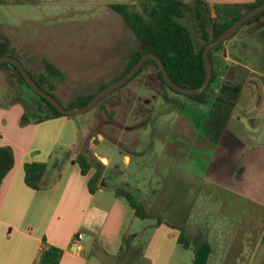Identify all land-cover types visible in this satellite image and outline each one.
<instances>
[{"label":"crops","instance_id":"obj_1","mask_svg":"<svg viewBox=\"0 0 264 264\" xmlns=\"http://www.w3.org/2000/svg\"><path fill=\"white\" fill-rule=\"evenodd\" d=\"M134 1L52 0L51 3L67 9L79 8L81 3L84 12ZM200 1L212 15L213 5L253 0ZM254 21L247 27L250 36L247 63L240 61L241 57H247L244 56L247 50L237 39L225 40L221 50L213 54L218 79L222 81L232 73L237 82L231 85H240L228 117L237 107L236 96L244 93L252 102L256 119L251 130L244 135L230 129L227 117L219 133L212 136L206 124L199 133L187 116H179V137L173 144L164 143L167 153L173 155L175 181L181 182L182 191L217 193L218 234H210V230L190 234L189 246L184 247L177 241L179 228L185 226L183 218L179 221L181 226H164L163 220L154 221L150 234H141L143 229L134 224L138 217L133 208L114 194V189L121 186L103 184L108 171L115 174V170L107 169L109 158L100 154L106 160L102 162L93 152L97 161L94 162L80 152L83 133L80 134L75 118L58 116L19 125L21 102L4 101L0 94V100L8 103L5 107L0 105V146L9 147L12 154V165L0 180V264H36L40 252L49 246L61 251L56 264H191L192 248L199 242L209 246L205 264H264V12ZM253 79L259 80L258 88ZM175 99L200 109L188 97L183 101ZM204 107L202 110L208 111V105ZM127 126L123 124L122 128ZM141 128L142 122L138 134L130 141L111 136L109 142L118 148L124 162L130 160L129 149L137 153L136 148L142 143ZM183 143L199 150V171L176 165L182 160L193 162V154ZM78 153L91 162L84 175L72 162ZM32 162L44 164L43 172L32 180L34 187L25 183L23 170L24 163ZM138 193L137 201L145 210L159 216L158 200L154 196L148 198L140 190ZM183 203L187 215L193 202L186 198ZM173 228L177 234H173ZM77 232L82 236L75 242ZM178 247L191 248L187 262L178 254Z\"/></svg>","mask_w":264,"mask_h":264},{"label":"rangeland","instance_id":"obj_2","mask_svg":"<svg viewBox=\"0 0 264 264\" xmlns=\"http://www.w3.org/2000/svg\"><path fill=\"white\" fill-rule=\"evenodd\" d=\"M51 1L0 0V46L14 47L15 54L35 75L43 72L42 58L56 66L64 77L55 82L52 92L65 106L77 96L95 92L119 75L131 51L138 46V41L124 25L120 15L108 7L98 6L82 12L81 3L79 8L67 9ZM136 5L137 0L129 4L130 10L136 11ZM198 7L203 18H207L205 6L201 4ZM261 14L241 25L227 38L245 44L247 52L244 56L247 57L240 58L245 63L248 61L250 42L247 27L255 23L254 20ZM180 22L189 28L198 44L193 9L186 16L185 22L183 19ZM231 74L222 78L228 84L237 82V77L233 78ZM253 83L257 88L260 85L259 80L253 79ZM0 94L4 101L18 99L26 107L30 106V102L35 103V114L41 116L43 113L41 106L36 103L35 94L18 82L16 72L9 65L0 67ZM185 97L161 83L155 74L154 65L148 63L135 77L103 96L89 110L69 117L75 118L77 126L81 128L80 134L83 133L80 152L94 162L97 161L93 152L109 158L107 169L115 170V174L108 171L104 175L103 184L117 183L136 200L138 190L148 198L154 196L158 200V213L164 226H181L179 221L183 218L185 226H181L182 235L188 241L190 234H202L209 230L210 234H218L220 201L213 191H182L181 182L175 181L177 175L173 171V155L167 153L164 143L173 144L179 137V116H187L199 133L205 129L209 117L208 111L203 108L191 107L175 99L182 100ZM235 104L237 107L228 117L227 126L246 135L251 130L250 126L256 122L251 110L252 102L241 93L236 96ZM31 122L36 121H19V125ZM141 122L142 143L136 148L137 153L128 150L130 160L124 162L118 148L109 142L111 136H121L130 141L138 134ZM123 124L128 126L122 128ZM183 145L193 154V162L182 160L176 165L199 171V150L192 149L190 143ZM105 161L103 158L102 162ZM186 198L193 202L191 208L188 206L187 215L182 206ZM154 221L155 218H138L134 224L143 229L141 234H150ZM177 233V229L173 228V234ZM190 252V247H178V254L186 262Z\"/></svg>","mask_w":264,"mask_h":264},{"label":"trees","instance_id":"obj_3","mask_svg":"<svg viewBox=\"0 0 264 264\" xmlns=\"http://www.w3.org/2000/svg\"><path fill=\"white\" fill-rule=\"evenodd\" d=\"M263 1L264 0H253L252 2L246 3L213 5V16L210 15L208 8L205 7L208 12L207 18H203L199 10L198 5H201L202 3L200 0H137L136 11L130 10V6L128 4H109L108 7L120 15L124 25L132 32L133 36L138 41V46L131 51L126 65L120 74L112 78L109 82L122 76L143 53L152 52L160 58L169 78L173 82L188 88L199 86L202 83L204 76V64L201 57V50L203 46L231 25L243 12ZM191 8L193 9V16L196 20V33L199 41L198 44L195 43L189 28L180 22L181 19L185 22L186 16L190 10L192 11ZM262 12H264V10L244 21L241 25L249 22ZM225 40H227V38ZM224 41L214 46L207 53L211 63V77L205 88L197 94L181 93L197 104L199 103L204 106L208 105L209 117L206 123V129L208 134L212 136L219 133L224 120H226L229 115L234 97L240 88L239 84L231 85L218 79L213 54L221 50ZM1 54H9L10 56L17 58L22 63L24 69L28 72L33 81L43 91L49 93L57 99L52 90L55 88V82L62 80L64 75L56 66L45 58H42L41 62L43 72H39L35 75L24 66L21 58L15 54L14 47L0 46V55ZM148 63L154 65L155 74L159 81L170 88L162 79L161 73L152 59H146L130 79L135 77ZM3 65H9L16 72L18 82L20 84H24L28 89H30L11 63L3 62L0 64V67ZM106 84L100 86L95 92ZM95 92L87 94L86 96H77L74 100H71L72 102L65 106L70 107L83 105ZM33 93L37 99L36 103L41 106V111H43V113L41 116L36 115L35 111L37 104L30 102V106L26 107L21 101L23 105V112L19 120L21 123H26L29 120L39 122L58 116H71L61 114L46 99L37 95L35 92ZM231 93L233 95L232 97H229L228 95ZM58 102L61 103L59 100ZM7 104L8 103L2 102L1 98L0 105L5 107ZM72 162L78 165L79 172L82 175L87 172L91 165V162L81 153L76 154L72 159ZM11 165L12 154L10 148L7 146H0V180L9 170ZM23 170L25 183L34 187L32 180L40 176L44 170V164L35 162L24 163ZM114 194L122 197L131 206V208H133L134 215L136 217L140 219L155 218L156 223L162 221L159 216L148 213L143 205L134 199L128 191L122 188H115ZM179 230L177 241L184 247L189 246V242L184 239L182 235V229L179 228ZM192 252L193 257L191 264H205L209 254V246L206 242H199L194 245ZM60 253V249L53 246L44 248L40 252L36 264H56Z\"/></svg>","mask_w":264,"mask_h":264},{"label":"water","instance_id":"obj_4","mask_svg":"<svg viewBox=\"0 0 264 264\" xmlns=\"http://www.w3.org/2000/svg\"><path fill=\"white\" fill-rule=\"evenodd\" d=\"M263 10H264V1L246 10L245 12H243L231 25H229L225 30L219 33L214 39L208 41L203 46L201 50V57H202L203 64H204V76H203L202 83L199 86L194 87V88L183 87L173 82L169 78L160 58L152 52H145L133 63V65L122 76L109 82L108 84L103 86L101 89H99L97 92H95L85 104L80 105V106L66 107L62 105L61 103H59L58 100L55 99L52 95L43 91L33 81L31 76L24 69L22 63L17 58L10 56L9 54H1L0 64L3 62L11 63L16 68V70L19 72V74L21 75L25 83L30 87V89L33 92H35L37 95L46 99L58 112H60L61 114H65V115H78V114L84 113L87 110H89L100 98L107 95L113 89H115L118 86H121L128 79H130L146 59H152L156 63V66L161 73L162 79L172 90L183 93V94H197V93H200L205 88L207 82L209 81L211 77V63L207 55L208 51L211 50L214 46H216L220 42L224 41L230 35H232L244 21L248 20L249 18H251L252 16L256 15L257 13ZM197 106L199 108L206 109V107H204L202 104L198 103ZM99 158L100 160L103 159V157H99Z\"/></svg>","mask_w":264,"mask_h":264},{"label":"built area","instance_id":"obj_5","mask_svg":"<svg viewBox=\"0 0 264 264\" xmlns=\"http://www.w3.org/2000/svg\"><path fill=\"white\" fill-rule=\"evenodd\" d=\"M82 233L81 232H77L76 236H75V242H78V240L81 238Z\"/></svg>","mask_w":264,"mask_h":264}]
</instances>
